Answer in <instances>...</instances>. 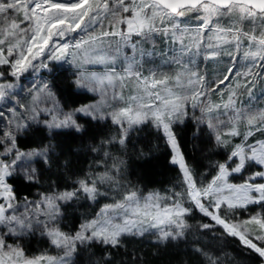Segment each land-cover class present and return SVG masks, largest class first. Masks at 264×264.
Masks as SVG:
<instances>
[{
	"label": "snow or ice",
	"instance_id": "snow-or-ice-1",
	"mask_svg": "<svg viewBox=\"0 0 264 264\" xmlns=\"http://www.w3.org/2000/svg\"><path fill=\"white\" fill-rule=\"evenodd\" d=\"M0 264H264V0H0Z\"/></svg>",
	"mask_w": 264,
	"mask_h": 264
},
{
	"label": "trees",
	"instance_id": "trees-1",
	"mask_svg": "<svg viewBox=\"0 0 264 264\" xmlns=\"http://www.w3.org/2000/svg\"><path fill=\"white\" fill-rule=\"evenodd\" d=\"M142 138L145 136L144 133L141 134ZM151 138V137H150ZM154 139V138H152ZM190 137H186V140H189ZM192 147L191 143L187 144V148L190 150ZM161 148L163 150V145L161 142ZM145 177L144 183L147 184V188H161L166 185L169 179L175 174L171 169L167 168L163 157L161 156L160 159L153 161L152 164L147 165L145 167ZM135 179V177H133ZM136 247H143L146 251L150 250V245L146 242L143 244L136 243Z\"/></svg>",
	"mask_w": 264,
	"mask_h": 264
}]
</instances>
